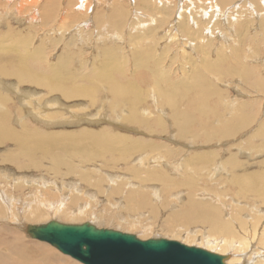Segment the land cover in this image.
<instances>
[{"label": "rangeland", "instance_id": "rangeland-1", "mask_svg": "<svg viewBox=\"0 0 264 264\" xmlns=\"http://www.w3.org/2000/svg\"><path fill=\"white\" fill-rule=\"evenodd\" d=\"M137 1L143 3L142 0H38L32 4V1L23 3L22 0H0V56L6 61H1L0 57V65H4V69H10L11 64L15 63L9 61L8 58H15L7 53V48L24 46L26 43V51L32 52L30 56L39 62L47 61L46 63L56 65L59 59L67 57L70 71L75 77L79 76L74 85L83 83L82 86L94 84L96 89L98 87L93 97L68 98L60 90L22 81L17 75L0 74V93L7 96L5 102L0 101L1 108L9 111L11 125L16 126L15 120L20 119V122L23 120L51 131L75 132L73 140L78 142L82 139L78 143L80 149L77 152L58 151L61 160H66L63 165L58 163L60 168L53 166L56 162L43 157L41 153L46 151L41 149L38 150L41 152L33 154L34 157L32 154L30 158L18 155L17 162L25 165L22 169L18 168L9 161H3L7 153L16 151V143L11 140L9 142V139L0 143V189H3L6 196L10 195L11 190L15 197L13 200H16L15 206L19 208L16 210L13 206V211L18 212L17 216L14 220L8 218L0 222V227L2 230L16 231L14 233L21 235L30 245L41 244L48 247L46 253L38 248H26L27 253L21 254L23 258L36 259L40 264H65L62 257L69 255L63 256L58 249L46 242L30 239L17 227L18 224L15 225L16 220L23 219L27 223H42L50 219L66 223L88 221L98 227L133 233L141 239H175L228 255L229 258L239 250L236 253L240 257L237 264H264V242L259 243V234L256 232L258 228L260 232L264 226V216L261 211H257L260 208L264 210L262 198H257L256 193L252 194L250 190L241 192V186L230 181L231 178L239 179L244 173L261 171L264 166V0H227L225 4H220L218 0H147L150 1L147 4L153 6L152 10L139 7L141 4H135ZM76 3H79L78 6ZM106 51L116 61V68L138 86L143 98L142 105L137 106V109L141 112L142 119L155 122L156 119H161L158 127L160 131H157L155 125L152 130L138 127L140 123L131 121L128 114H120L119 108H114L116 102L105 91V84H99L98 79L94 80L95 73L101 69L99 66L108 56ZM147 54L150 57V61L147 59L148 65L139 66L137 59ZM43 62L41 65L45 64ZM45 68L41 66L39 72L47 74ZM152 70L156 77L152 75ZM200 74L208 81L205 86H200V90L201 95L208 92L204 109L210 114H205L203 110L204 114L198 112L192 120L179 126L181 117L172 115L175 109L161 93L172 86H176L178 91L190 85L192 87L199 80ZM83 77L91 78L90 81L87 80L88 85L84 84ZM157 80L160 81L156 83ZM198 105V108L195 106L196 109L202 112L203 102ZM176 108V111L185 110L186 100L177 102ZM241 116L243 126L239 125L230 133H224L225 125L237 123ZM201 117L204 118L202 124L199 122ZM49 121L54 125L46 127ZM183 128L185 129L182 131ZM89 129H102L109 134V131H118L134 136L133 138H141L142 142L151 141L159 147L139 152L137 150L131 156H125L123 151L120 155L107 148L98 150L101 153L93 152L95 147L92 144H83L92 138L81 134L86 132L83 130ZM165 147L169 149L166 150ZM90 151L95 155L94 158L89 155ZM52 152L53 150L50 151V157L54 158ZM139 154L144 157L145 165H139ZM33 158H37L36 161ZM232 158L240 160L243 166L232 167ZM189 176L194 179L191 180ZM8 180L9 187L5 183ZM168 183L173 186H168ZM13 184L20 185L19 192L14 191ZM247 185L250 184L246 183ZM190 186L197 188L199 198L222 209L224 218L231 223L229 232L222 228L209 231L207 225L191 223L182 216L179 210L183 209L186 200L175 198L173 192L181 190L182 199L184 194L187 199L186 192L191 189ZM257 189L263 191L260 186ZM37 193L44 198L43 203L51 211H45L34 219L28 218L25 203L29 202L31 195L38 196ZM78 203L81 205L79 212ZM258 219L260 221L257 223ZM187 227L191 228L193 236L188 235ZM255 227L254 241H251L252 237L248 240L250 233H254L251 229L255 230ZM201 234L212 235L217 240L224 237L231 246L220 250L217 245L206 244L201 239ZM240 237H245L248 243L241 245ZM262 237L264 238V234ZM250 251L254 252L253 255L248 254ZM247 255L251 257L248 258ZM242 257L246 258V262ZM68 258L75 264H83L70 256Z\"/></svg>", "mask_w": 264, "mask_h": 264}, {"label": "bare ground", "instance_id": "bare-ground-1", "mask_svg": "<svg viewBox=\"0 0 264 264\" xmlns=\"http://www.w3.org/2000/svg\"><path fill=\"white\" fill-rule=\"evenodd\" d=\"M2 1V0H1ZM23 3H29L28 1H32V4L33 2L35 1H38V0H22ZM40 1V0H39ZM71 1V0H70ZM80 2L81 1H85V0H79ZM96 1V0H95ZM143 3H140V2H136L135 4H141L139 7H142V8H147V9H151L152 10V7L151 4H147V0H142ZM197 1V0H195ZM220 4H225L227 3V0H218ZM69 2V1H68ZM91 2V0H90ZM185 2V1H184ZM206 2V1H205ZM22 3V4H23ZM38 2H36L37 4ZM40 3V2H39ZM186 3V2H185ZM189 3V2H188ZM192 3V2H191ZM262 3V2H261ZM9 4V3H8ZM31 4V5H32ZM77 4V3H76ZM79 4V3H78ZM77 4V6H78ZM81 4V3H80ZM86 4V3H85ZM84 4V5H85ZM89 4V2L87 3ZM179 4V3H178ZM187 4V3H186ZM215 4V3H214ZM17 5V4H16ZM35 5V4H34ZM154 5V4H153ZM211 5V4H210ZM256 5V4H255ZM27 6V5H26ZM24 6V7H26ZM29 6V5H28ZM68 6V5H67ZM88 6V5H87ZM86 6V7H87ZM96 6V5H95ZM217 6H218V3H217ZM216 6V7H217ZM31 7V6H30ZM66 7V6H65ZM69 7V6H68ZM73 7V6H71ZM180 7V6H179ZM220 7V5H219ZM218 7V8H219ZM9 8V7H8ZM34 8V7H33ZM32 8V9H33ZM83 8V7H82ZM158 10L160 8H157ZM203 9V8H202ZM23 10V8H22ZM27 10V9H26ZM66 10V9H65ZM69 10V8H68ZM143 10V9H142ZM218 10V9H217ZM34 11V10H33ZM32 11V12H33ZM46 11V10H45ZM64 11V10H63ZM115 11V10H114ZM121 11V10H120ZM207 11H205L204 13H206ZM35 13V12H34ZM135 13V12H134ZM150 13V12H149ZM185 13V12H184ZM33 14V13H32ZM47 14V13H46ZM51 14V13H50ZM119 14V13H118ZM151 14V13H150ZM229 14V13H228ZM28 15V14H27ZM185 15V14H184ZM48 16V15H47ZM51 16V15H50ZM57 16V15H56ZM65 16V15H64ZM197 16V15H196ZM232 16V15H231ZM29 17V16H28ZM106 17V16H105ZM118 17V16H117ZM66 18V17H65ZM121 18L122 15H121ZM83 20V19H82ZM118 20H119V17H118ZM118 20L116 21V23L118 24ZM124 21V19H122ZM135 20V19H134ZM63 21V20H62ZM194 21V19H193ZM201 21V20H199ZM114 22V20H113ZM112 22V23H113ZM120 22V21H119ZM122 22V21H121ZM125 22V21H124ZM202 22V21H201ZM193 23V22H192ZM196 23V22H195ZM238 24V23H237ZM261 24V23H260ZM70 25V24H69ZM102 25V24H101ZM115 25V24H114ZM216 25V24H215ZM117 26V25H115ZM186 26V24H185ZM187 27V26H186ZM214 27V26H213ZM60 28V27H59ZM171 28V27H170ZM203 28V27H202ZM185 29V28H184ZM200 29V28H199ZM119 30V29H118ZM177 30V29H176ZM187 30V29H185ZM189 31V29H188ZM202 30H200L201 32ZM195 33V32H194ZM202 33V32H201ZM192 34V33H191ZM171 35V34H170ZM227 36V35H226ZM75 37V36H74ZM152 37V36H151ZM25 40V38H24ZM1 41V40H0ZM25 45L22 46L20 45L19 47L18 46H15V47H9V49L7 48V53L8 54H11V56H13L15 59L13 58H8L10 59L9 61L13 64H11L10 66V69L8 68L7 69H4V65H0V74H3V75H17L20 80L22 81H28V82H33V83H36V84H39V85H44L46 86L47 88H51V89H54V90H60L65 96H67L68 98H77V97H81V96H87V97H93L95 92H97V89L96 87L94 86V84H89V86H82L79 85H74L75 81H76V77L74 76V74H72V72L70 71L69 67H68V63H69V60L67 57L65 58H62V59H59V62H58L56 65L55 64H49V63H46L45 61V64L41 65V62L43 61H37L35 59V57L33 56H30V54L32 52L30 51H26V43H24ZM12 50V51H11ZM18 51V52H14V51ZM200 50V49H199ZM105 51V50H104ZM54 52V51H53ZM107 52V51H106ZM111 52V50H110ZM108 53V52H107ZM13 54V55H12ZM61 54V53H60ZM70 54V53H69ZM143 54V53H142ZM146 54V53H145ZM107 55V54H106ZM8 56V55H7ZM6 56V58H7ZM39 56V55H38ZM69 56V55H68ZM139 57H141V55H138ZM1 57V56H0ZM9 57V56H8ZM143 58H139L137 59L138 60V65L139 66H147L148 65V62L150 61V57H149V54L146 55H142ZM146 57V59H144ZM148 57V58H147ZM5 58L2 59L1 57V61L4 60ZM149 59V61L147 60ZM93 60V59H92ZM5 61V60H4ZM6 62V61H5ZM43 62V63H44ZM55 62V61H54ZM114 62H116L115 60H113V58H111L110 56V53H108V56L105 60V62H103L101 64V66H99V69L100 71L96 72L95 75H94V80L98 79L97 81L99 82H102L105 84V91L106 92H109L110 96L113 98V101H115L117 103H114V108L118 107V111L120 112V114H123V115H127V117H130L129 119L131 121H134L136 124L137 123H140L138 124V127L139 126H142L148 130H152V127L155 125L157 127V131H160V123L159 121L161 119H156L157 121L155 122L153 119H150V120H153V121H147L148 119H142L141 117V112H139V110L137 109V106L139 105H142V95L140 94V90L138 88V86L136 85V83L134 81H132V79H128L126 77V75L124 74L123 71H121L120 69L116 68L117 67V64H114ZM9 63V62H8ZM100 63V62H99ZM137 63V62H136ZM146 63V64H145ZM155 63V62H154ZM93 64V63H92ZM74 65V64H73ZM43 66L46 67L45 69H47V74H42L39 72V69L40 67ZM71 66V65H70ZM149 67V66H148ZM151 67V66H150ZM139 68V67H138ZM147 68V67H145ZM141 69V68H139ZM151 69V68H150ZM94 70V69H93ZM154 70H152V75L154 77H156V75H154L155 72H153ZM151 72V71H150ZM86 74V72H85ZM88 74V73H87ZM90 75V74H89ZM200 78L199 80L196 82L195 85H193L192 87L190 86H187L185 88H183L182 90L178 91L176 86H172L170 87L168 90L162 92L161 94L164 95L167 99V102L169 103V105L171 107H173L175 110H173L172 112V115L174 116H180L181 117V122L179 123V126H181L182 124H186L188 121L192 120L194 118V115H197V113H203V110L205 112V114H210V113H207V110L205 111L204 109V105L206 103L205 99H206V95H201V90H200V86H205V84L208 82L207 80L204 79L203 77V74L199 75ZM79 77V76H78ZM77 77V78H78ZM87 77V76H86ZM92 77V76H91ZM16 78V77H15ZM84 78V77H83ZM81 78V79H83ZM91 79V78H90ZM90 79L88 78H84V84H87V80L90 81ZM195 80V79H194ZM19 81V80H18ZM81 81V80H80ZM160 80H157L156 83H158ZM21 83V82H20ZM92 83V82H91ZM87 84V85H88ZM155 87V85H154ZM103 88V87H102ZM26 90V89H25ZM53 90V91H54ZM100 92V91H99ZM28 93V92H27ZM62 94V96H63ZM9 96V95H8ZM57 96V95H56ZM218 96V95H217ZM50 99V98H49ZM7 100V96L6 94L3 95L2 93H0V101L1 102H5ZM55 100V99H54ZM182 100H186V109L185 110H178L176 111V105H177V102H181ZM53 101V100H51ZM56 101V100H55ZM58 101V100H57ZM95 101V100H94ZM144 102V101H143ZM146 102V101H145ZM200 102H203V107L201 108L202 109V112L198 111L196 109V105L200 104ZM208 102V101H207ZM57 103V102H56ZM55 103V104H56ZM61 103V102H60ZM58 103V104H60ZM98 103V102H97ZM141 103V104H140ZM63 104V103H62ZM75 105V104H74ZM110 105V104H109ZM196 106V107H195ZM199 106V105H198ZM201 106V105H200ZM199 106V107H200ZM207 106V105H206ZM112 108V106H110ZM169 107V106H168ZM77 108V107H76ZM139 108V107H138ZM198 108V107H197ZM150 109V108H149ZM207 109V108H206ZM242 109V108H241ZM240 110V109H239ZM30 111V110H29ZM112 111V109H111ZM47 112V111H46ZM128 112V113H126ZM145 112V111H144ZM115 113V112H114ZM151 113V112H150ZM159 114L160 111L158 112ZM170 113V112H169ZM239 113V112H238ZM27 114V113H26ZM31 114V113H29ZM117 114V113H116ZM166 114V113H165ZM204 114V113H203ZM216 114V113H215ZM243 114V112H242ZM9 111H6L4 109L1 108V103H0V143H4V140L5 139H9V142L13 141L14 143H16V151H10V153L8 154L7 153V156H6V159H2L3 161H9L10 163L14 164L16 167L18 168H24L25 165L23 164H20L17 162V159H18V155L19 156H23V157H26V158H30L31 157V154L33 156V154L35 155L36 153H39L41 152L42 150L43 151H46V153H41L43 155V157H47L49 158L50 160L56 162L55 165L53 164L54 167H59L60 165H63L65 163V161L63 162L60 158V155L59 154L61 151H68V152H77L79 149H80V144L78 143H81L82 139H78L79 141L77 142L76 140H73L74 138V133L75 132H69V131H59V132H56V131H51V130H47V129H44V128H39V126H36L34 124H31L29 122H26V121H19V120H15L17 123L16 126L15 125H11L10 124V116H9ZM118 115V114H117ZM143 115V114H142ZM158 115V114H157ZM163 115V114H161ZM171 115V116H172ZM201 115V114H200ZM199 115V116H200ZM244 115V114H243ZM160 116V115H158ZM164 116V115H163ZM162 116V117H163ZM238 116V115H237ZM54 117V116H53ZM121 117V116H120ZM118 117V119L120 118ZM148 117V116H147ZM161 117V116H160ZM219 117V116H218ZM79 118V117H78ZM122 119L124 118L123 116L121 117ZM120 118V119H121ZM149 118V117H148ZM175 118V117H174ZM172 118V119H174ZM198 118V117H197ZM244 118V117H243ZM249 118V117H248ZM127 119V118H126ZM235 119V118H234ZM242 119V116L239 117L237 119V123L231 125L232 123L228 124V125H225V131L224 133H230L232 130H234L237 126L239 125H242L244 124V120L241 121ZM244 119H247L244 118ZM128 120V119H127ZM129 120V121H130ZM203 120L204 118L201 117L199 122H201V124L203 123ZM29 121V120H28ZM197 121V120H196ZM228 121V120H227ZM230 122H232L231 120H229ZM62 122V121H61ZM126 122V121H125ZM134 122H132V124L134 125ZM151 122V123H150ZM163 122V121H162ZM161 122V123H162ZM195 122V120H194ZM193 122V123H194ZM52 122L49 121V123L46 125V127H49L50 125H54L53 123L50 124ZM56 123V122H54ZM175 123H176V120H175ZM178 123V122H177ZM41 124V123H40ZM149 124V125H148ZM171 124V123H170ZM205 124V123H204ZM45 125V124H44ZM174 125V124H173ZM192 125V124H191ZM188 126V124H187ZM186 126V127H187ZM185 127V126H183ZM185 127V128H186ZM193 127V126H192ZM199 127V126H198ZM141 128V127H140ZM163 128V127H162ZM183 128L182 131L185 129ZM190 128V127H189ZM124 129H128V128H124ZM154 129V128H153ZM217 129V128H216ZM81 130V129H80ZM147 130V131H148ZM83 131H86V132H81V134H85L86 135V138H89L90 137L92 138V140L89 142H83V144H89V145H93L95 147L94 151L93 152H97L98 150H103L104 148H107L109 150H112V151H116L120 154L121 151H123V154L125 156H131L133 155V153H135V151L138 150L139 151H146L145 149H152V148H158L159 146L158 145H155L153 142H148L146 140H143V142L141 141V138H133L131 136H128L127 134L125 135L124 133H121V132H118V131H109V133H104V132H107L108 131V128H107V131H104V130H83ZM135 131V130H133ZM146 131V130H145ZM155 131V130H154ZM149 132V131H148ZM185 132V131H184ZM78 133V132H77ZM186 133V132H185ZM178 134V132H177ZM180 134V133H179ZM190 134V133H189ZM80 135V134H79ZM187 135V134H186ZM172 136V135H171ZM174 136V135H173ZM179 136V135H178ZM182 136V135H181ZM144 138V136H143ZM179 138V137H178ZM85 139V138H84ZM94 139V140H93ZM145 139V138H144ZM201 139V138H200ZM11 140V141H10ZM70 141V142H63V141ZM85 141V140H84ZM170 141V140H169ZM206 141V140H205ZM2 143V144H3ZM52 143V144H51ZM72 143V144H71ZM192 143V142H191ZM205 143V142H204ZM7 144V143H6ZM13 144V143H12ZM155 145V146H153ZM201 145V144H200ZM13 146V145H12ZM164 146H166V144H164ZM163 146V147H164ZM14 147V146H13ZM168 147V146H167ZM180 147V146H179ZM190 147V145H189ZM85 149V147H83ZM91 148V147H89ZM144 148V149H143ZM166 148V147H165ZM171 148V147H170ZM178 148V147H177ZM41 151H38L40 150ZM169 149V148H166V150ZM49 150V151H48ZM53 150L52 153H54V158H51V153L50 151ZM87 150V149H86ZM108 150V151H109ZM159 150V149H158ZM59 151V153H58ZM88 151V150H87ZM98 151V152H99ZM106 151V150H105ZM178 151V150H177ZM187 151V150H186ZM196 151V150H195ZM198 151V150H197ZM206 151V150H204ZM208 151V149H207ZM206 151V152H207ZM82 152V151H79V153ZM89 152V151H88ZM87 152V153H88ZM91 152V151H90ZM97 152V153H98ZM103 152V151H102ZM153 152V151H151ZM158 152V151H157ZM160 152V151H159ZM181 152V151H180ZM200 152V151H199ZM78 153V154H79ZM101 153V152H99ZM137 153V152H136ZM175 153V152H174ZM201 153V152H200ZM249 153V152H248ZM6 154V153H5ZM77 154V153H76ZM92 154V152H91ZM89 154L90 156H94L95 155H91ZM173 154V153H172ZM182 154V153H181ZM216 154V153H215ZM17 155V156H16ZM66 155V154H65ZM80 155V154H79ZM100 155V154H99ZM113 155V154H112ZM121 155V154H120ZM137 155V154H136ZM158 155V154H157ZM175 155V154H174ZM16 156V157H15ZM73 156V154L71 155ZM76 156V155H75ZM97 156V155H96ZM101 156V155H100ZM138 163L139 165H145V161H144V157H141L140 154L138 155ZM197 156V155H196ZM195 156V158H196ZM34 157V156H33ZM88 157V156H87ZM86 157V158H87ZM102 157V156H101ZM133 157V156H132ZM131 157V158H132ZM137 157V156H136ZM160 158V156H158ZM157 157V158H158ZM193 157V155L191 156ZM213 157V156H212ZM4 158V157H3ZM82 158V157H81ZM120 158V157H119ZM124 158V156H123ZM156 158V159H157ZM35 158H33L34 160ZM37 159V158H36ZM35 159V161H36ZM63 159V158H62ZM91 159V158H89ZM134 159V158H133ZM149 159V157H148ZM190 159V158H188ZM197 159V158H196ZM203 159V158H202ZM208 159V157H207ZM210 159V158H209ZM114 160V159H113ZM121 160V159H120ZM154 160V159H153ZM158 160V159H157ZM91 161V160H90ZM112 161V160H111ZM204 161V160H202ZM240 160H238L237 158H232L231 160V165L232 167H236V168H240L242 167L243 165L241 164ZM34 162V161H33ZM127 162V161H124V163ZM210 162V160H209ZM264 163V158H263V161ZM30 163V162H29ZM28 163V164H29ZM42 163V162H41ZM58 163L60 165H58ZM69 163V162H68ZM107 163V162H106ZM109 163V162H108ZM111 163V162H110ZM113 163V162H112ZM148 163V162H147ZM187 163V162H186ZM190 163V162H189ZM225 163V162H224ZM9 164V163H8ZM27 164V165H28ZM32 165L36 166L35 163H31ZM150 164V163H149ZM198 164V163H197ZM71 165V163H70ZM69 165V166H70ZM107 165V164H106ZM187 165V164H185ZM210 165V163H209ZM147 166V165H146ZM64 167V166H63ZM73 167V165H72ZM113 167V166H112ZM134 167V166H133ZM156 167V166H155ZM182 167V166H181ZM214 167V166H213ZM60 168V167H59ZM71 168V167H70ZM150 168V167H149ZM153 168V167H152ZM162 168V167H161ZM262 168V167H261ZM138 170V169H137ZM142 170V169H141ZM155 170V169H154ZM161 170V169H160ZM165 170V169H164ZM68 171V168L67 170ZM71 171V170H70ZM126 171V170H125ZM139 171V170H138ZM167 171V170H166ZM215 171V170H214ZM129 172V171H128ZM131 172V171H130ZM136 172V170H135ZM132 173V174H135ZM144 172V171H143ZM3 172H1L2 174ZM84 173V172H82ZM81 173V175H82ZM86 173V172H85ZM137 173V172H136ZM139 173V172H138ZM165 173V172H164ZM190 173V172H189ZM208 173V172H207ZM213 173V172H212ZM152 174V173H151ZM192 174V173H191ZM202 174V173H201ZM89 175V174H87ZM86 175V176H87ZM149 175V174H148ZM160 175V174H158ZM167 175V174H166ZM195 175V174H194ZM1 176V175H0ZM157 176V175H155ZM193 176V175H192ZM214 176V175H213ZM163 177V176H162ZM167 177V176H166ZM183 177V176H181ZM191 177V176H189ZM83 178V176H82ZM112 178V177H111ZM141 178V177H140ZM150 178V177H149ZM177 178V177H176ZM192 178V177H191ZM12 179V178H11ZM87 179V178H86ZM139 179V178H138ZM146 178H144L145 180ZM159 179V178H158ZM172 179V178H171ZM194 177L191 179L193 180ZM196 179V178H195ZM217 179V178H216ZM2 180V178L0 177V181ZM16 180V179H15ZM101 180V178H100ZM112 180V179H111ZM143 180V178H142ZM147 181L146 182H149L148 179H146ZM162 180V179H161ZM166 179H164L165 181ZM5 181V179L3 180V182ZM83 181V180H82ZM85 181V180H84ZM87 181V180H86ZM156 181V180H154ZM167 181V180H166ZM165 181V182H166ZM188 181V180H187ZM230 181H235V183H238L242 189L241 192H245L247 190H250L253 193H256V195L258 196L257 198L261 197V202L263 203L264 205V166H263V169L261 171H255V172H249V173H244L242 174V176L240 175L239 176V179H234L231 178ZM2 182V181H1ZM1 182H0V185H1ZM88 182V181H87ZM86 182V183H87ZM95 182V181H94ZM101 182V181H100ZM158 182V181H157ZM159 182H160V179H159ZM6 185L9 184V180L5 182ZM43 183V182H42ZM92 183V182H91ZM103 183V181L101 182ZM143 182H141L142 184ZM163 183V181L161 182ZM167 183V182H166ZM246 183H249L250 185H247L246 186ZM77 184V183H76ZM96 184V183H95ZM100 184V183H99ZM165 184V183H164ZM186 184V183H185ZM102 185V184H100ZM167 185V184H166ZM172 183H168V186H171ZM189 185V184H188ZM2 186V185H1ZM20 185L17 184H13L12 187L15 189L14 191L18 190V192L20 191L21 187H19ZM53 186V185H52ZM68 186V185H67ZM140 186V185H139ZM154 186V185H153ZM173 186V185H172ZM171 186V187H172ZM187 186V185H186ZM260 186L263 191L260 189L258 190L257 187ZM9 187V185H8ZM72 187V186H71ZM141 187V186H140ZM167 187V186H166ZM188 187V186H187ZM26 188V187H25ZM47 188V187H46ZM45 188V189H46ZM165 188V187H164ZM191 188V186H190ZM37 189V188H36ZM48 191H49V188H47ZM115 189V188H114ZM118 189V188H117ZM121 189V188H120ZM157 189V188H156ZM167 189V188H166ZM174 189V188H173ZM44 190V189H43ZM101 190V189H100ZM135 190V189H133ZM176 190V188L174 189ZM199 190V189H198ZM65 191V190H64ZM78 191V190H77ZM118 191V190H117ZM138 191V190H137ZM136 191V193H137ZM142 191V190H141ZM170 191H173L172 189ZM9 192V191H8ZM23 192V191H21ZM37 191H35L36 193ZM44 192V191H43ZM50 192V191H49ZM112 192V191H111ZM115 192V191H114ZM120 192V191H118ZM133 192V191H132ZM131 192V193H132ZM161 192H162V189H161ZM10 195L9 196H6L4 193H3V189H0V222H3V221H6V219L10 218V219H13L15 218L16 215V212L13 211V206L15 207L14 209L18 210L19 208H16L15 204H16V200L14 201L13 199H15L14 195L12 194L11 190H10ZM39 193V192H38ZM37 193V195H38ZM46 193V192H45ZM65 193V192H64ZM135 193V192H134ZM175 194V198L177 197L178 199H181V200H186L184 202V205H183V209L182 210H179L182 212V216L184 215V218L191 222V223H197V224H202L203 226L204 225H207V227L209 228V231L211 230H220V228L226 230V231H230L231 230V223L228 222L227 218L225 219L224 216H223V212H222V209H220L219 207H217L216 205L214 204H211L210 201L208 200H205L203 198H199V194L198 191H197V188H191L188 192H186V195H187V199L185 198V194H184V198L182 199V192L181 190H177V191H174L173 192ZM23 194V193H22ZM51 194V193H50ZM57 194V193H56ZM108 194V193H107ZM113 194V192H112ZM129 194V193H128ZM241 194V193H240ZM43 195V194H42ZM133 195V194H132ZM131 195V196H132ZM141 195V194H140ZM144 195V193H143ZM91 196V195H90ZM92 197V196H91ZM133 197V196H132ZM135 197V196H134ZM148 197V196H147ZM256 197V196H255ZM78 198H81V197H78ZM207 198V197H206ZM236 198V197H235ZM43 197L41 195H38V196H32L29 198V202H26L25 205L27 206L28 209H26V211L28 212V218H36V217H39L41 215H43V213H45V211H49V206L44 204L43 202ZM63 199V197H62ZM157 199V198H156ZM166 199V198H165ZM164 199V200H165ZM77 200V198H76ZM109 200V199H108ZM163 200V201H164ZM233 200V199H232ZM258 200V199H257ZM62 201V200H61ZM73 201V200H72ZM140 201V200H139ZM146 201V199H145ZM166 201V200H165ZM84 202V201H83ZM144 202V201H143ZM14 203V204H13ZM51 203V202H50ZM62 203V202H61ZM34 204V205H32ZM63 204V203H62ZM137 204V203H136ZM54 205V204H53ZM77 205V204H76ZM101 205V204H100ZM246 205V204H245ZM25 206V207H26ZM56 206V205H55ZM53 206V207H55ZM79 208H77V211L79 212V210L81 209V205L78 203L77 205ZM64 207V206H63ZM61 207V209L63 208ZM145 207V206H144ZM154 207V206H153ZM178 207V206H177ZM57 209V207H56ZM64 209V208H63ZM85 209V208H84ZM175 209V208H174ZM178 209V208H177ZM180 209V208H179ZM24 210V209H23ZM53 210L55 211V208H53ZM58 210V209H57ZM239 210V209H238ZM20 211V210H19ZM51 211V210H50ZM49 211V212H50ZM76 211V212H77ZM258 212L261 211V213L263 214L264 216V210L262 208L260 209H257ZM25 212V211H24ZM25 212V213H27ZM60 212V210H59ZM64 212V211H63ZM73 212V211H72ZM240 212V211H239ZM56 213V212H55ZM58 213V212H57ZM171 213V212H170ZM231 213V212H230ZM18 214V212H17ZM67 214V212H66ZM22 215V214H21ZM227 215V214H226ZM229 215V214H228ZM24 216V215H23ZM22 216V217H23ZM236 216V215H235ZM237 217V216H236ZM234 219V218H233ZM262 219V218H261ZM264 219V217H263ZM236 220V219H235ZM238 220V218H237ZM241 220V219H239ZM260 220L258 219L256 222L258 223ZM237 222V221H236ZM241 222V221H240ZM254 222V221H253ZM15 225H17V227L20 228L21 231H24V226L27 224V222H25L23 219H18L16 220V222H14ZM68 223V222H67ZM92 223V222H91ZM13 224V223H12ZM240 225H242L241 223H239ZM263 223H261L262 225ZM176 225V224H175ZM246 225V224H245ZM160 226V225H159ZM233 226V225H232ZM123 228V227H122ZM221 229V230H222ZM241 229V228H240ZM248 229V228H247ZM259 229L258 228V231H256V227H255V230L251 229V231H253L254 233H250V235L247 237L248 240H250V237H252L251 241H254L253 238L255 237V233L258 232L259 234V243L262 244L264 242V238L262 237V235L264 234V226L261 227V230L259 232ZM10 230V229H9ZM149 230V229H148ZM187 233L188 235H191L192 236L194 235L193 231L191 232V228H188L187 227ZM19 231V230H18ZM256 231V232H255ZM16 232V231H14ZM14 232H12V229L11 231H6V230H2V228L0 227V234H2V236L0 237V264H40L36 259H31L29 257H26V258H23V256L21 255L22 253H27L26 252V248L27 249H40V250H44L47 251L48 250V247L46 246H42L41 244H35V245H30L28 244L23 237H21V235L19 234H15ZM20 232V231H19ZM18 232V233H19ZM25 232V231H24ZM213 232V231H212ZM219 232V231H218ZM17 233V232H16ZM26 233V232H25ZM204 233V232H203ZM202 233V234H203ZM222 233V231H221ZM27 234V233H26ZM201 234V235H202ZM226 234V233H224ZM151 235V234H150ZM180 235V234H179ZM188 235H187V238H188ZM28 237H30L28 234H27ZM246 236V235H245ZM257 236V235H256ZM32 237H30L31 239ZM244 238V239H243ZM240 237V243L241 245H246L248 242L246 241L245 237ZM35 239V238H32V240ZM201 239L204 240L206 242V244L208 245H211V246H214V245H217V247H219L220 250H224L226 249L228 246L230 247V243L228 242V240L226 238H219V240H217L216 238H214L212 235H207V234H204L201 236ZM38 240V239H36ZM41 241V240H39ZM42 242V241H41ZM45 242V241H43ZM48 243V242H46ZM253 243V242H252ZM49 244V243H48ZM251 244V243H250ZM50 245V244H49ZM254 245V244H252ZM52 246V245H51ZM255 246V245H254ZM54 247V246H53ZM234 247V246H233ZM241 248V247H239ZM56 249V248H55ZM228 249V248H227ZM214 250V249H213ZM236 250H238L236 248ZM239 251V250H238ZM237 252H233L234 256H230V258L228 257L227 259V263L230 264V263H236L239 261L240 257L238 255H236ZM263 251V250H262ZM60 252V251H59ZM46 253V252H45ZM253 251H250L248 254L249 255H253ZM256 253V252H255ZM257 254V253H256ZM63 255V253H62ZM247 255V257L249 256ZM64 256V255H63ZM263 256V255H262ZM69 257V256H68ZM67 256H64L62 258L65 259L64 263L65 264H75L74 262L70 261L69 258ZM71 257V256H70ZM245 257V255H244ZM242 257V260H244V262H246V258ZM251 257V256H250ZM248 257V258H250ZM72 258V257H71ZM40 259V258H39ZM60 259V257H59ZM74 259V258H73ZM252 259V258H251ZM62 260V259H60ZM40 261V260H39ZM252 261V260H251ZM253 262V261H252ZM258 262L260 263L261 261L258 260ZM255 263V261H254Z\"/></svg>", "mask_w": 264, "mask_h": 264}, {"label": "water", "instance_id": "water-1", "mask_svg": "<svg viewBox=\"0 0 264 264\" xmlns=\"http://www.w3.org/2000/svg\"><path fill=\"white\" fill-rule=\"evenodd\" d=\"M24 231L83 264H228V255L203 247L164 237L141 239L88 221L50 219L27 223Z\"/></svg>", "mask_w": 264, "mask_h": 264}]
</instances>
